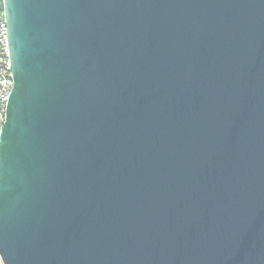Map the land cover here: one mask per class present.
I'll use <instances>...</instances> for the list:
<instances>
[{
	"label": "water",
	"instance_id": "1",
	"mask_svg": "<svg viewBox=\"0 0 264 264\" xmlns=\"http://www.w3.org/2000/svg\"><path fill=\"white\" fill-rule=\"evenodd\" d=\"M0 264H264V0H0Z\"/></svg>",
	"mask_w": 264,
	"mask_h": 264
},
{
	"label": "built area",
	"instance_id": "2",
	"mask_svg": "<svg viewBox=\"0 0 264 264\" xmlns=\"http://www.w3.org/2000/svg\"><path fill=\"white\" fill-rule=\"evenodd\" d=\"M14 88L8 25L3 8L0 10V131L7 119V106Z\"/></svg>",
	"mask_w": 264,
	"mask_h": 264
}]
</instances>
